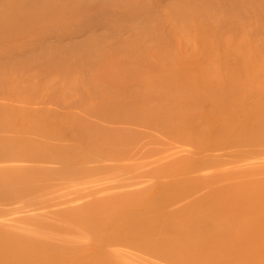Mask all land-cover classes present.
Returning a JSON list of instances; mask_svg holds the SVG:
<instances>
[{"label":"bare ground","instance_id":"obj_1","mask_svg":"<svg viewBox=\"0 0 264 264\" xmlns=\"http://www.w3.org/2000/svg\"><path fill=\"white\" fill-rule=\"evenodd\" d=\"M161 4L0 0V56L7 58L0 59V162L28 164L0 168V201L28 198L39 206L61 195L49 185L36 190L37 181L63 180L72 193L78 185L93 187L104 174L120 171L106 167L109 162H129L122 170L132 177L143 171L170 178L156 193L94 192L83 202L67 201L57 216L75 230L72 242L94 236L93 253L55 243L70 230H56L45 218L29 215L16 224L0 212L2 222L17 225L0 222V264H264L263 166L251 175L261 177L247 179L240 175L246 165L237 163L228 183L173 212L167 209L204 184L190 181L191 173L233 164L207 157L147 163L150 171L139 166L140 157L163 156L177 142L232 149L234 162L261 155L264 0ZM98 24L103 35L92 31ZM87 29L92 32L81 42H44L48 35L69 38ZM125 29L132 33L127 39L121 37ZM186 52L197 57L193 73L180 68ZM229 54L240 57L236 67L227 65ZM45 100L55 109L47 102L49 110L30 107ZM238 177L242 181L233 182ZM38 191L42 196H32Z\"/></svg>","mask_w":264,"mask_h":264},{"label":"rangeland","instance_id":"obj_2","mask_svg":"<svg viewBox=\"0 0 264 264\" xmlns=\"http://www.w3.org/2000/svg\"><path fill=\"white\" fill-rule=\"evenodd\" d=\"M167 2H168V0H162L163 6L166 5L165 3H167ZM101 25L98 24V25H96L97 27L94 26L95 28H92L93 30L92 29L91 30L92 31L96 30V32H94L95 34H97L99 32L97 35H103L104 33H106V29H105V27L103 25L102 26ZM99 26H100V28H99ZM85 31L86 30H84V32H83V30H82V31H79V33L78 32H76V33L73 32L74 35H73V33H71L69 35L70 36L69 38H68V35H66V36L65 35L57 36L56 34L55 35L52 34V35L55 36V38L51 37V35L49 37V35H48V36H46L47 39L45 37V39H44L45 41L44 42H46V44L48 43L49 45L52 43V46H54L55 44L56 45H61V43L66 45V42L67 43L70 42L69 44H71V41L72 42H74V41L75 42L76 41L77 42L78 41L81 42L84 39H86L88 35H90L89 34L90 31L88 33V29H87L86 32ZM75 34H77V35H75ZM129 34H132V33H131V31L129 29H127L126 31H124V33L123 32L121 33V37L123 38V36H125L126 38L124 37V39H127V36H131ZM81 35H82V37H81ZM84 36H86V37H84ZM61 37H62V39H61ZM72 37H74V38H72ZM49 42H51V43H49ZM53 42L55 43L54 45H53ZM188 50H191V49H188ZM191 51H189V52H191ZM185 54H188L187 57H185V60H184L187 63H186L185 66L183 65L184 67L180 66V68L182 67L184 71H187L189 73H193V72H195L197 70L195 68V63H194L195 60L197 59V57L194 58L195 55H193V53L189 54L188 52H186ZM229 55L226 57V59H232V61L231 60L230 61L226 60L228 62V64L227 63L226 64L232 66V68H233V66L236 67L238 62H239L238 60H240V57L238 55H236V54H232V56H234V57H231V55L230 56ZM183 56H184V52H183ZM229 57H231V58H229ZM0 59H7L6 55H4V56L1 55ZM234 62H236L237 64L235 63V65H234ZM183 64H184V62H183ZM38 102H40V101H38ZM43 102H44L45 105H46V102H47V105L49 103L51 105V102H49V100H45V101H41L42 104L38 103V104H40V106L38 104H35L36 103L35 102V103H32L30 105V107H32L34 109H38V110L45 109V108L48 109L47 106L45 107ZM41 105L44 106L45 108L44 107L42 108ZM50 105H48V106H50ZM57 105L58 104H56V106ZM51 106H52L53 109H55L54 108L55 106H53V104ZM51 106L49 107V109L51 108ZM59 107H62V106H59ZM59 107L58 108L56 107L57 108L56 110H58V109L60 110ZM55 111H53V112H55ZM58 111H56V112H58ZM64 111L65 110H63V107H62V110L60 112L62 113ZM114 126H116V125H114ZM173 144H175V142ZM179 144L180 143L177 142V145H175L176 149L174 148L173 150H169L168 152L163 154V156H159L158 155V158L156 156V157H154L152 159L150 158L148 160L147 159L148 156L147 157H140L141 160H143V159H144V161H145V159L148 160V162H146V163H144V161H143V163H141L142 161H140V163H141L139 165L140 168H144V166L147 167V163L148 164L149 163L150 164L151 163L152 164L155 163V165L158 167V166H163L165 163H168V162H175V161H188V162H190V161H196L197 159H200V158H207V157H218V158H221V159L225 160L226 162H229V164L231 163L233 165H228V164L224 165L225 164L224 163L223 166H225L227 169L225 167H223V166H218V167L205 168V169H202L201 171L191 173L189 175L188 179L190 181H195V180L202 181L204 183L203 186L197 192H195L192 196H189V197H187L185 199L179 200L177 203H175L174 205L169 207L167 209V211H169V212H173V211H176L178 209H181V208H184L186 206H189V205L197 202L198 200H200L204 196H206L209 192H211L212 189L216 188L217 186H220V185H223L225 183H228L229 181L227 180V178L229 176V173H228V172H230L229 170L233 171L234 169H237L239 167L238 165H240V164L242 166H243V164H244V166L246 165L245 169H240L241 171L239 170L241 176H246L247 179L248 178L249 179H255L256 177H261V175H259V176L255 175L253 177L251 175H252L253 172H255L257 170L256 168H261L262 166L264 167V164H263L264 163V157H263L264 156V147H263V149L260 148L261 155L260 154H255V155L252 154V155L246 156L244 158H241L240 160L239 159L236 160L237 162L236 161L234 162V161H232V159L230 160L231 157L229 156V152L233 151L232 149L231 150L227 149L228 152H226V150H221L223 152L222 153L221 151L218 152V151H213V150H199L195 146L184 144V143H181L182 146L179 145ZM178 145L181 146V147L178 148L177 147ZM172 147H174V145ZM172 147H171V149H172ZM165 155L167 156V158H164ZM149 157H151V156H149ZM137 159H139V157ZM137 159H136L135 163L139 164ZM233 162L236 163V165ZM126 163L129 164V162H126ZM126 163L120 164L119 166L118 165L113 166V164L111 162H109V165L106 166V167H109V166L111 167L112 166L111 168H113V169H118L119 168L120 171H118L116 174H113V175H109L108 173L104 174L102 176V179L99 180L98 183L95 186H93V187L87 188L86 186H89L90 184H86V185L83 184V185H78V189L76 190L75 188H77V187L75 186L74 189L76 191L75 190H73V191H75L76 193L75 192L72 193L71 190L73 188L72 189H70L71 187L67 188V186H66V184H64L63 180L55 179V180H51V181H37V182H34L32 185L35 186L36 190H39V188L42 187V186L49 185V186H53L54 188L60 189L59 192L58 191L57 192L59 194H61V195L60 196L58 194H57L58 196L50 195L49 196L50 199H48L49 202H46V203H44L42 205H39V206L36 205V204H32L29 201L28 198H25V199H22V200H20L18 198H14V199H11V200L0 201V212H4L2 214L7 215V217L4 216V218H2L3 217L2 216L1 219H0V222L6 224L7 228H11L15 224L14 223L12 224V222H11L12 226L10 227V226H8L9 222L8 223L2 222V221H4L3 219H5V217H6V219L8 218L6 220V222L7 221H11V219H13V221L15 220V223L17 222V220L19 222V220H21L22 217L26 218V220H28L27 218L29 217V215H31V216L35 215L34 217L32 216L33 218L42 217V218H45L47 220V223L50 224V226L53 227L56 230H59L60 228L61 229L63 228V229H66V230H70L68 233H65V234L59 233L58 236H57V239H53V241L55 243L57 242L58 244H60V246L62 245V247L64 246V247H67V248H70V249L82 248L84 250H87V251L93 253L95 251L94 236L91 235V234H87V236L85 237L84 241L79 242V243L72 242V239L77 238V235L74 233L75 230L73 228H71L70 226H67L64 222H62L58 218L57 215L59 213V210H61L64 207H66V204L68 202L70 204L72 203V205H73L75 202L76 203L77 202L80 203V202H83L84 200L89 199L90 198V194H93L94 192H97V195L99 194V196H100V194H101V196H103L102 194H105V195H107V194L108 195L109 194H111V195L112 194H121V193L126 192V191H132V190H137V189H148V190L153 191V192L156 193V192H158L161 184L169 182V180H170V178L168 176H166V175L159 176V174H155L152 171H151L152 173H145L143 171H140L138 176H133L132 177L129 174H126L122 170V168L125 167ZM237 163H238V165H237ZM104 164L107 165L108 162L107 163L104 162ZM102 165H103V163H102ZM227 165H228V167H227ZM248 165L250 167H248ZM257 165H259V166H257ZM260 165H261V167H260ZM27 166H28V164L26 162H24V163L0 162V168H13V167L24 168V167H27ZM43 166L50 167V168L57 167L54 164H44ZM153 166H152V169L156 167V166H154V167ZM219 167H221V170H218V169H220ZM263 167H262V169H263ZM148 168H149V171H150L151 170V166H148L147 168H144V170L146 169L145 171H148ZM236 171H238V169ZM263 176H264V174H263ZM242 179L243 178L238 177L235 180H233V182L240 183L242 181ZM24 186H25V184H17L16 185L17 188H23ZM67 189H70V191L68 192ZM104 190H106V191L103 192ZM32 196H42V194H41L40 191H38L37 194L32 195ZM82 196H84V199H80ZM72 200H73V202L75 200V202L73 203ZM15 213H16V215L18 214L17 216H14V217H16V219L14 217H12V218L8 217L9 215L10 216L11 215L13 216V214L15 215ZM9 218H10V220H9ZM9 225H10V223H9ZM15 226L17 227V225H15Z\"/></svg>","mask_w":264,"mask_h":264}]
</instances>
